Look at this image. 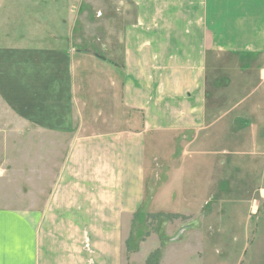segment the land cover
<instances>
[{
	"label": "crops",
	"instance_id": "1",
	"mask_svg": "<svg viewBox=\"0 0 264 264\" xmlns=\"http://www.w3.org/2000/svg\"><path fill=\"white\" fill-rule=\"evenodd\" d=\"M120 5L117 22L103 34H78L65 21L56 32L52 11L46 35L11 34L7 37L15 36V43L0 47V106L11 113L0 114V120L10 117L15 136L42 137V144L28 145L34 154L43 153L36 145L60 153L48 165V159L39 161L43 171H33L31 159L21 158L29 161L24 182L14 183V199L21 205H0L4 264H131L133 219L152 216L140 213L147 135L204 145L218 140L234 150L246 130L253 145H261L264 0H121ZM72 10L64 7L68 17ZM38 18L46 21V13ZM7 37L1 33L0 41ZM91 99L109 106L108 117L99 118L110 127L88 133L82 113ZM220 165L221 185L229 178L222 176L225 163ZM31 172L34 178L28 180ZM255 179H264V171ZM202 185L200 180L197 191L187 192L183 183L174 194L150 198L159 201L153 217L180 215L187 217L188 230L196 225L185 239V228L173 236L170 259L244 264L248 233L260 224L256 219L249 225L253 201L204 193ZM163 247L157 242L142 263L158 253L162 264L169 253ZM211 248L218 256L214 261Z\"/></svg>",
	"mask_w": 264,
	"mask_h": 264
},
{
	"label": "rangeland",
	"instance_id": "2",
	"mask_svg": "<svg viewBox=\"0 0 264 264\" xmlns=\"http://www.w3.org/2000/svg\"><path fill=\"white\" fill-rule=\"evenodd\" d=\"M120 1L0 0V7L3 3L6 6V9H0V16L3 17H0V34L3 33L5 37H9L11 34H23V37H25L24 35L33 36L34 33L38 35L43 34L44 36L49 31V25L46 22H49V13L52 11H54L53 14L57 19L51 27L56 29V32L62 31L61 21H65L68 25L73 23L75 31H79L78 34L82 33L83 35L93 36L96 33L103 34L108 31L110 23L114 24V21L117 22L119 14H121L123 9ZM66 6L73 8L72 11L74 12H71V17H68L64 11V7ZM44 13H46L47 20L41 23L42 20L37 19V16L41 14L44 17ZM37 21L38 24L36 23ZM8 37L1 39L0 47L5 46L6 43H15L13 38L15 36H12V38ZM30 38L33 39V37ZM11 46L9 44L5 47ZM93 102L92 105L87 107V111H83L82 113L83 131L88 133L105 130L102 126L110 127L102 124L101 118H99L101 114L108 117L107 111L109 106L100 105L102 102L98 99L93 100ZM116 102H118V96L116 97ZM109 104L110 108H114L111 100ZM2 108L0 106V114L4 113L5 116H10V112H7L6 109L4 111ZM98 119L99 122H97ZM111 123L108 122L107 124ZM10 127V117L9 119L3 118L0 120V149L2 150L0 152V176H2V172L10 174L9 176L6 174L0 180V205H21V203L14 199L17 192L14 183L21 184V182H24L22 178L29 167L26 165L29 161L21 160V158L27 156L31 159L30 164H32L33 171L35 167L37 170L43 171L44 164L39 161L41 159H48L45 163L48 165L49 161L58 159L60 153L50 147L41 151L39 149L41 147L36 145L37 151L43 153L34 154L28 145L31 143L42 144V137L15 136L18 131L10 129ZM244 133L242 144L234 150L230 148L226 150L220 145L218 140L216 144H211L210 142L209 145H204L202 140L195 144L187 143L185 140H181V138L174 135L164 136L163 138L158 135H147L146 194L143 209L140 213L143 214L146 211L147 215L150 213L152 216H147V220L145 215L139 216L136 222L133 219V225L136 224L137 228H134L132 233L133 245L130 251L133 255L130 257L131 264H145V262L142 263L143 259L150 251V248L155 246L157 242L160 243L161 247L164 246L163 249L166 246L169 248L168 259H162V264H173V261L170 259V255H172L170 244L172 243L173 236L178 235L179 229L185 228L183 236V239H185L188 232L196 225H189L192 228L188 230L187 226L189 222L187 221V217H181L180 215H175L174 217L176 218L174 219L170 217L173 214H167L170 216L166 217H153V215H156L154 207L158 205L159 201L156 200L155 204V201L150 198L152 195L157 198L164 193L169 195L171 191L173 192L174 189H177L183 183H186L187 192L192 190L197 191L196 186L198 183L200 184V180H202L204 193L209 189V192L212 194L220 193L227 195L226 198H233L231 201L235 200V198L240 200L239 198L243 197L244 199L242 200L246 202V196H249V199L253 201L255 212L248 213L249 225L250 221H255L256 219H259L260 224L256 233L253 235L252 233H248L250 242L245 250L244 264H264V209H262L264 206V195H262L264 193V179L259 182L255 179L259 169L260 173L264 171V131L257 136V140L261 144L260 147L258 144L253 145V137L248 131L244 130ZM239 135H242V133ZM220 162L225 163L222 168L224 170L222 176L227 175L229 178L226 184L221 185L218 179L221 168ZM254 163H257L258 166L254 167ZM32 172L28 175V180L34 178ZM188 178L193 179L188 181ZM172 198L170 197L169 199ZM147 226L148 228H146ZM146 230H148V233H146ZM236 234H240V232ZM139 246H142L140 251ZM208 250L212 252L211 258L213 261L218 259V256L214 255V248ZM137 253L138 255L136 256L135 254ZM156 256H158V253L151 255L147 259L148 262L146 264H157L158 260H156ZM161 256H164V253ZM125 257L129 262V255ZM187 258L188 255L186 254L182 262Z\"/></svg>",
	"mask_w": 264,
	"mask_h": 264
},
{
	"label": "snow or ice",
	"instance_id": "3",
	"mask_svg": "<svg viewBox=\"0 0 264 264\" xmlns=\"http://www.w3.org/2000/svg\"><path fill=\"white\" fill-rule=\"evenodd\" d=\"M5 247V224L3 218L0 217V264H4L2 259Z\"/></svg>",
	"mask_w": 264,
	"mask_h": 264
},
{
	"label": "trees",
	"instance_id": "4",
	"mask_svg": "<svg viewBox=\"0 0 264 264\" xmlns=\"http://www.w3.org/2000/svg\"><path fill=\"white\" fill-rule=\"evenodd\" d=\"M168 219V218H167Z\"/></svg>",
	"mask_w": 264,
	"mask_h": 264
}]
</instances>
